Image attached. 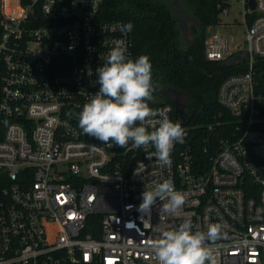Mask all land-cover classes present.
<instances>
[{"label":"built area","instance_id":"built-area-1","mask_svg":"<svg viewBox=\"0 0 264 264\" xmlns=\"http://www.w3.org/2000/svg\"><path fill=\"white\" fill-rule=\"evenodd\" d=\"M102 1L0 0V264H159L149 242L184 217L193 231L224 226L207 242L217 264H264V0L218 3L204 58L237 69L217 91L230 120L200 143L182 125L163 167L152 144L121 148L79 127L101 58L120 41L133 59L131 32L103 16ZM234 1L242 21L225 23ZM217 25L243 26V36ZM148 103L149 132L161 112L175 122L174 105L153 94ZM164 180L185 195L180 217L161 219L159 200L151 216L139 208L145 185Z\"/></svg>","mask_w":264,"mask_h":264},{"label":"clouds","instance_id":"clouds-1","mask_svg":"<svg viewBox=\"0 0 264 264\" xmlns=\"http://www.w3.org/2000/svg\"><path fill=\"white\" fill-rule=\"evenodd\" d=\"M131 22L121 25L122 33L131 32ZM122 42H115L102 65L96 69L99 90L83 104L78 114V124L83 133L102 143L112 142L121 148L131 141L137 148L152 144L160 166L171 163V152L176 142L183 143L186 135L179 120L173 122L161 112L158 127L148 131L145 121L156 113L150 108L154 91L152 64L147 55L129 58ZM138 175V174H134ZM141 211L151 216L159 200L161 219L165 215L181 216L185 195L176 190L171 180L145 185L142 192ZM191 218L184 217L178 227L158 229L159 236L149 242V247L159 264H217L213 249L207 242H215L222 234L223 225L209 224L207 231H193Z\"/></svg>","mask_w":264,"mask_h":264},{"label":"trees","instance_id":"trees-1","mask_svg":"<svg viewBox=\"0 0 264 264\" xmlns=\"http://www.w3.org/2000/svg\"><path fill=\"white\" fill-rule=\"evenodd\" d=\"M103 0L101 13L107 19H119L133 25V59L147 55L152 64L153 95L159 103L174 105L169 85L180 90L179 103L187 115L190 136L202 142L214 141L216 132L208 131L217 121L230 120L219 104L217 91L221 81L237 71L234 66L204 58L206 28L218 21L220 0ZM186 20V32L179 22ZM264 75V60L260 62ZM264 82V79L260 78ZM201 152V157H202Z\"/></svg>","mask_w":264,"mask_h":264},{"label":"rangeland","instance_id":"rangeland-1","mask_svg":"<svg viewBox=\"0 0 264 264\" xmlns=\"http://www.w3.org/2000/svg\"><path fill=\"white\" fill-rule=\"evenodd\" d=\"M222 20L225 23H231L233 20H237L239 22L242 21V13H241V4L239 2H232L230 8H229V14L226 17H223ZM186 23V20H184ZM212 31L218 33V34H228L230 35L234 40H239L244 33L243 26H229V25H217L212 28Z\"/></svg>","mask_w":264,"mask_h":264},{"label":"water","instance_id":"water-1","mask_svg":"<svg viewBox=\"0 0 264 264\" xmlns=\"http://www.w3.org/2000/svg\"><path fill=\"white\" fill-rule=\"evenodd\" d=\"M170 7L174 10L177 11L178 9V0H171L170 2ZM253 6V4H252ZM180 28L182 30V32L185 34L186 32V25L184 20L179 22ZM167 90L169 91V93L171 94V98L174 102V117H175V121L179 120L182 125L187 124L188 122V117L184 115V113L181 110L180 107V103H179V95H180V90L178 88H174L173 86L169 85L167 87Z\"/></svg>","mask_w":264,"mask_h":264}]
</instances>
